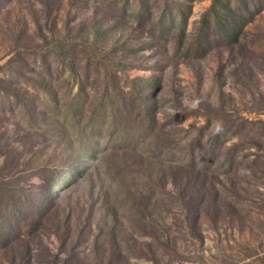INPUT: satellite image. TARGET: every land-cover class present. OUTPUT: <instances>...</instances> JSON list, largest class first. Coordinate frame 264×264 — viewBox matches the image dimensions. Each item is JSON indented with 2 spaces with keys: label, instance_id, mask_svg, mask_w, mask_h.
<instances>
[{
  "label": "rangeland",
  "instance_id": "374dc122",
  "mask_svg": "<svg viewBox=\"0 0 264 264\" xmlns=\"http://www.w3.org/2000/svg\"><path fill=\"white\" fill-rule=\"evenodd\" d=\"M49 176L0 264H264V0H0V180Z\"/></svg>",
  "mask_w": 264,
  "mask_h": 264
},
{
  "label": "trees",
  "instance_id": "16d2710c",
  "mask_svg": "<svg viewBox=\"0 0 264 264\" xmlns=\"http://www.w3.org/2000/svg\"><path fill=\"white\" fill-rule=\"evenodd\" d=\"M130 87L127 90H119V93L117 95H119V100L118 97H116L115 99H111L108 97V99L110 101H112L110 103L111 107L113 108L112 114H111V107H110V115H106L105 113V118H107L108 122L110 121L111 116L113 117L114 121L116 122V127H115V122H112V128H114V133H112V136H116L118 138V140H122L124 139V134L131 128L133 127L134 124H136L135 122H137L135 119L137 117H139L141 113L144 114V117L148 118V112H147V106L145 105L144 102V95L141 94L142 92V88L135 86L132 88V91L130 93ZM81 90V89H80ZM129 94H133V98H134V103L136 104L135 109L137 110L134 115L132 113V111L129 112V117H126L125 119L122 118L124 120V122L122 123L121 118L120 120H118L117 116L121 115L123 117V110L125 107L129 106V100H128V96ZM107 95V94H106ZM106 95H104V97H106ZM105 98L101 97L100 100V104L104 106V102H105ZM128 101V102H127ZM116 103V106H114V104ZM75 107L72 106V108L70 107V109L73 111ZM123 109V110H122ZM116 112V114H115ZM139 121L137 123L141 124L144 121L141 119H138ZM110 128V126H109ZM117 138H112L111 139V145L113 147H118L120 144H118L117 142ZM74 149V148H73ZM93 152V149L86 147H83L82 149L79 150L80 155L81 154H90ZM79 154H77L79 156ZM65 168V175H66V180H68L71 176L74 175V168L73 166H70L69 168L64 166ZM48 170V167H38V170H36V173L38 172L39 174H46ZM53 170H55V168H53ZM46 171V172H45ZM50 178H45V181L43 183V188H41V194L44 195V197L42 198V200H39L37 194H35L36 189L33 188L32 194L29 195L25 194L22 189H19L17 191V189L13 188L14 190H10V188L8 187L9 182L8 180H6V178H1V182H0V240L3 241L5 239H7V237L9 236V231L6 230V226L9 225L10 223H12L13 220H16L19 216H21L22 218L28 219V217H30L29 212H28V207H30L32 209V211L39 213L40 210L42 208H44V206L46 205L45 200L48 197L49 194H52L53 192V186H56V182L54 181V177L53 176H49ZM63 178V175L60 176V179ZM64 181V178H63ZM8 185V186H7ZM41 201V202H39ZM34 207H36V210L34 209Z\"/></svg>",
  "mask_w": 264,
  "mask_h": 264
}]
</instances>
